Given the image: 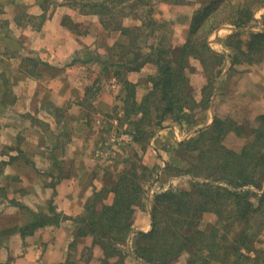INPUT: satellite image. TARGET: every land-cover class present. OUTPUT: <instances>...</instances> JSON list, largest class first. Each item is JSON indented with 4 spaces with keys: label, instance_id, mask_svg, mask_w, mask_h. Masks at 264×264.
Wrapping results in <instances>:
<instances>
[{
    "label": "trees",
    "instance_id": "1",
    "mask_svg": "<svg viewBox=\"0 0 264 264\" xmlns=\"http://www.w3.org/2000/svg\"><path fill=\"white\" fill-rule=\"evenodd\" d=\"M167 1L174 9L196 1L200 4L191 18L186 42L180 47L172 43L170 21L154 16V0L70 2L81 13L98 15L109 32L119 34L113 45H107L109 55L104 59L97 54L95 59L101 65L100 75L115 77L123 87L119 96L122 106L112 109L121 127L119 132L128 129L133 142L142 150L149 138L165 127V122L170 120L190 128L199 112L212 107L216 80L227 55L213 50L209 38L221 26L234 27V33L227 38V43L236 49L229 55L233 63H254L258 56L264 55V19L263 29L250 31L247 41L240 37L244 32L239 30L256 21L264 0ZM8 2L17 13L13 18L0 19V48L2 36H10L5 35L4 27L14 22L22 25L35 18L26 12L25 3ZM144 8L142 13L140 10ZM131 12L140 20L139 25L124 23ZM66 18L64 24L78 31L77 25L68 20L70 17ZM86 51L84 55L94 52L90 48ZM23 58L27 63L24 72L29 76L45 79L56 75L50 63L30 55ZM193 59L200 62L207 78L201 99L196 98L191 83V75L196 71ZM148 65L156 69L145 80L152 86L138 100L137 84L129 79L128 73ZM100 75L94 85L102 81ZM5 76L0 84L3 109L15 104L10 75ZM95 93L96 87H89L87 98H93ZM60 109L54 108V116ZM27 115L33 119L31 112ZM233 133L246 136L239 150L225 143L226 137ZM168 148L175 157L158 166L154 180L163 176L187 177L189 187L160 185L149 204L152 222L147 231L135 230L132 218L137 208L147 206L145 185L154 171L142 163L138 152L137 161L128 157L129 164L116 173L105 169L104 186L89 198L84 215L79 218V234L92 235L102 247L105 253L102 264H126L129 256L140 264H175L185 253L189 264H264V248L256 246L264 237V112L255 116V122L216 115L212 124L198 127L191 138L175 140ZM207 213L214 214L216 220L205 222ZM53 217L59 222L58 214ZM42 223L43 220H38L34 224Z\"/></svg>",
    "mask_w": 264,
    "mask_h": 264
},
{
    "label": "crops",
    "instance_id": "2",
    "mask_svg": "<svg viewBox=\"0 0 264 264\" xmlns=\"http://www.w3.org/2000/svg\"><path fill=\"white\" fill-rule=\"evenodd\" d=\"M45 1L33 0L30 6L27 4L24 7L29 15L43 19L39 25L25 26L12 23L20 29L25 26L23 32L29 33L26 35V45H29V49L40 59L50 63L55 68L56 75L45 78L49 81L50 88L55 87L54 95V92L49 89L40 91L43 92L40 94V86L38 87L40 83L37 79L33 80L31 89L22 87L21 84L33 77L23 70L18 69L13 74L18 80L19 87L24 88V91H16L18 99L11 109L18 110L20 102L25 106L30 104V108L34 110L31 111L34 120L29 125L15 126L17 131H21L19 148L13 144L16 134L9 132L7 141L5 143L0 141V147L4 146V150L0 148V264H102L105 258L102 247L92 235L79 234V218L84 215L89 196L104 186L103 175L100 178L96 176L94 180L91 179L92 184L89 182V177H83L82 170L89 168L85 162L87 155L85 156L84 153H90L91 159L99 153L95 152L92 139L81 134L76 135L74 130L72 134L68 133L70 140L66 143L52 144L48 133L55 134L60 127L66 126L65 121L54 116L55 107L65 106L68 103L79 107L89 99L86 92L91 79L87 70H91V64L101 69L95 56L101 54L105 59L109 55L107 45H113L119 34L109 32L98 15L84 14L79 8L71 6L72 0L61 1L55 6L51 4L50 9L44 4ZM21 5H23L22 2ZM172 6L167 0H154V16L170 21L172 43L175 47H180L186 42L191 18L200 4L196 1L182 5L185 9L187 6L192 7H187L189 12L186 18L176 19L175 23L168 14ZM161 9L162 12H160ZM181 11L185 12V10ZM66 17H70L68 20L77 25L78 31L75 32L64 24ZM263 17L264 14L262 17L259 15L256 17L255 23L258 25H251L245 30L239 29L244 32L243 35L240 34V37L247 41L250 31L262 30ZM124 23L134 26L139 25L140 20H137L135 13H132L125 18ZM224 31L226 33L223 35ZM176 32H179L177 39L174 38ZM233 33L234 27L226 24L209 38L212 49L225 53L227 57L216 80L217 90L213 96V105L197 114L196 123L192 127L212 124L217 115L216 106L219 108L223 100L228 98L231 101L237 99L235 106L244 107L245 113L250 116L264 112V55L256 56L258 60L254 63H233L229 55L235 53L236 49L227 43V38ZM213 36L214 38L211 39ZM245 46L244 43L243 47ZM89 48L97 51L93 54L89 53L88 57L84 53ZM21 60H23L22 57ZM192 62L196 71L191 75V83L195 88L196 98L201 99L207 78L200 62L195 59ZM155 70L154 66L148 65L140 71L128 73L129 79L137 84L138 100L150 91L152 84L145 80ZM100 77L102 81L96 82V93L93 98H90L91 105L99 108L100 103V107L107 110L117 105L122 106L119 97L123 93L122 85L111 75L107 78L101 75ZM145 85H147L146 89H142L141 86ZM30 95L33 96L29 99ZM97 108V111L102 110ZM45 121L47 128L50 129L47 135L46 129L41 127ZM68 125L73 127L84 125V123L78 119ZM31 128L35 131V136L28 138L27 132ZM2 129L4 126L0 128V131ZM182 129V125L169 120L165 122V127L158 135L164 132V136L168 139L170 137L164 130H170L171 140L174 142L179 134L184 133ZM125 130L119 132L111 141L116 143L118 138L129 142L133 139L130 131ZM121 133L124 135L123 138ZM28 140H30L28 143L35 148L33 153H26L25 144ZM117 142L120 143L119 140ZM19 150L24 153H20ZM147 186L146 184V189ZM108 201H112V195ZM146 207L137 208L133 215L135 230L147 231L151 228L152 220L150 213L146 215ZM56 214L60 217L59 222L53 217ZM146 216L149 219L147 223ZM35 220H43V223L35 225ZM126 264H140V262L129 256L126 258Z\"/></svg>",
    "mask_w": 264,
    "mask_h": 264
},
{
    "label": "rangeland",
    "instance_id": "3",
    "mask_svg": "<svg viewBox=\"0 0 264 264\" xmlns=\"http://www.w3.org/2000/svg\"><path fill=\"white\" fill-rule=\"evenodd\" d=\"M10 0H0V9H2V12L0 13V19H7V18H13L15 17L17 10L15 9V6L12 5L11 2H8ZM21 4V2L25 5H31V2L33 0H16ZM64 2L66 0H47L44 2L45 5H48V8L50 9L52 7L51 4H59L60 2ZM42 2V0H41ZM47 2V3H46ZM1 3H3L1 5ZM43 4V3H42ZM178 8H175L172 10H168V14L171 15L170 18L175 23V20H183V17H187V13L189 12L187 7H192V6H187L186 9L181 5L180 7L177 6ZM146 8L140 10L142 13H144ZM185 10V12L181 11ZM162 12V9L161 11ZM264 14V7H261L257 13L256 17L259 15L262 17ZM29 20L24 21L25 26H35L38 25L40 18H31L29 23L27 22ZM251 25H258L255 22H253ZM23 26L21 29L16 28V25H8L3 28L5 31V35H10V36H2L4 37L2 42H1V48H0V84L1 79L4 77H7L5 75L10 74V86L11 88H14V97L13 100L16 102L18 99V95L16 94V91L22 90L24 91V88H20L18 84V80L15 78L16 76H13L15 71L23 70L24 71V58L25 56L32 55L34 54V57L39 58L36 53H34L31 49H29V45H26V35L29 33L23 32ZM85 28V27H84ZM173 28L175 29L174 25ZM180 27H178L179 29ZM245 30V29H244ZM218 32V30H217ZM221 32V31H219ZM177 34L174 35V38L177 39L179 37V32H176ZM223 35L226 33L225 31L222 32ZM211 37V39H213ZM18 43H17V42ZM110 41V40H109ZM109 41L107 43L109 44ZM25 42V43H24ZM95 52V51H94ZM21 57L23 60H21ZM27 64V63H25ZM32 65V64H31ZM89 78L91 79L89 83V87L94 86L96 87L97 85H94V81L98 78L101 69L99 67H96L94 64H91V70H87ZM39 80L38 84L39 87V93L43 94V92L40 91H45L47 89L51 90L54 92L55 87L50 88V83L47 81V79H44L43 77H37L33 76L31 80L25 81V83L21 84L22 87H27L28 89H31V84H33V80ZM89 79V80H90ZM109 85V84H107ZM147 85L141 86L142 89H144ZM54 88V89H53ZM146 89V88H145ZM28 94L27 92L25 95ZM38 94V93H37ZM55 95V92L53 93ZM2 96V93L0 92V97ZM27 96V95H26ZM33 95H30L28 97L29 99ZM87 96V94H86ZM91 99L85 100L84 103L78 107V105H73V103H68V105L65 104V106H61L60 111H58L57 114V119L61 121H65L66 126L65 127H60L59 131L54 133H48L49 132V127L47 128V123L45 121V124H42V128L46 129V135H50L51 137V142L52 144L56 143H61V142H68L69 135L68 133L72 134V130L75 131L76 135H84L88 137V139H92V144L94 148L96 149L95 152L99 153L97 156H94V158H90V153H84L85 156L87 155L85 162L86 165H89L88 169L82 170L83 177L87 178L89 177L90 183L92 184L94 178L98 176L100 178L102 175L104 176V173L106 172L105 169H110L113 172H117L121 167L128 165V157H132V160L137 161V156L135 155L136 152L140 153L142 159V163H145L146 166L151 168V172L154 171L152 174L153 176L148 178V181L146 182L147 186V193H146V198L144 200V203L147 205V211L146 215L148 216V213H150L149 210V204L152 202V198L155 195V193L159 192L161 189L160 185L164 184L168 187H180V188H188L189 187V178L187 177H176V178H170L167 176L161 177L158 181L154 180V177L156 175V170L159 165L164 166L165 162L167 160L172 159L175 157L173 153L171 152L172 150L169 149L168 147L170 146L172 142L171 140V135H170V130H164L165 134L170 138H166L164 136V132L160 135L159 132L163 129H159L156 133L155 136L149 138L148 144L146 149L142 150L140 148V145L135 144L134 137L131 139L129 142L128 141H121V139L116 140V143H114L112 140L113 137H116V135L119 133V128L118 127V122L116 120L117 117H115V110H107L105 108L100 107V103L98 104L99 108H97L94 105H91ZM235 100H229L224 99L223 104L221 103L219 105V108L216 106L217 110V115H220L222 117H227L231 116L235 120H238L239 122H255V116H250L249 114L245 113L244 110H246L242 106H235ZM117 103V102H116ZM116 105V104H115ZM238 105V104H237ZM14 106V105H13ZM12 105L7 107L6 109H3L0 107V128H3L1 132V138L0 141H4V143L7 141L8 138V133H13L16 134L17 136H14V145H19V138L21 136V131H17L15 126L16 125H29L34 119L29 118V115H27L28 112H33L34 110L30 108V104H26V106L20 102V107L17 110L16 108L11 109L13 107ZM17 106V105H16ZM97 109H102L101 111H97ZM32 115V114H31ZM81 119V122L84 123V125L81 126H70L68 123L72 124L78 120ZM101 123V124H100ZM111 123L112 126H111ZM169 123V122H168ZM167 125V124H166ZM179 128V127H177ZM198 127H191L190 129L187 126H183L182 131L184 130V133L179 134L178 137H176L177 141H183L188 138H191L195 133V130ZM119 129V130H118ZM128 130V129H127ZM125 130V131H127ZM122 132V131H121ZM181 132V131H179ZM193 132V133H192ZM193 134V135H192ZM123 138V133L120 134ZM132 135V134H131ZM28 138H32V136H35V131L33 128H31L27 132ZM133 136V135H132ZM162 136V137H161ZM161 137V138H160ZM17 138V139H15ZM12 140V138H11ZM120 141L118 143L117 141ZM246 141V136L240 137L237 136V134H231L228 135L225 139V143L230 146L231 148H234L236 150H239L242 148ZM30 140L26 141L27 144H25L26 147V153H33L34 152V147H32V144H29ZM1 143V142H0ZM92 146V145H90ZM1 149L4 150V146L0 147ZM6 149V148H5ZM136 156V158L134 157ZM104 157V158H103ZM164 164V165H163ZM142 170V169H141ZM92 179V180H91ZM151 179V180H150ZM87 181V180H85ZM100 182V181H99ZM94 193H92L91 196H93ZM146 216V223L147 221L149 222V219ZM216 220V216L212 213H207L204 215V221L205 222H214ZM257 248H264V237L257 243ZM175 264H189L188 263V254L185 253L183 254L179 260L175 262Z\"/></svg>",
    "mask_w": 264,
    "mask_h": 264
}]
</instances>
